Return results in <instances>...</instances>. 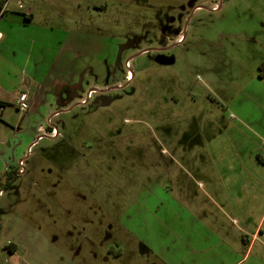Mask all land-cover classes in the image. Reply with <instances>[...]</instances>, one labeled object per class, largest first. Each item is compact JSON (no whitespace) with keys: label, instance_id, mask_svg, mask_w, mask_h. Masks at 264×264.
I'll return each mask as SVG.
<instances>
[{"label":"rangeland","instance_id":"obj_1","mask_svg":"<svg viewBox=\"0 0 264 264\" xmlns=\"http://www.w3.org/2000/svg\"><path fill=\"white\" fill-rule=\"evenodd\" d=\"M38 2L30 32L53 28L34 51L42 102L0 111V264H191L185 238L205 255L226 237L242 255L264 231L262 151L234 126L264 111L251 83L264 0ZM260 239L245 264L259 247L264 264Z\"/></svg>","mask_w":264,"mask_h":264},{"label":"crops","instance_id":"obj_2","mask_svg":"<svg viewBox=\"0 0 264 264\" xmlns=\"http://www.w3.org/2000/svg\"><path fill=\"white\" fill-rule=\"evenodd\" d=\"M16 1H20V0H16ZM35 4H37V6H35ZM37 7L38 8L40 7V2L35 3V0H29V4L26 5V10L19 11L16 9V5H15L13 9L10 8L9 10L12 13L7 14L8 12L7 11L0 17V104H2V106H0V111H2V114L6 111V108L8 107L5 105L13 104L14 107V103L16 99L22 93H26L28 95L29 107L34 103L39 104L42 102L41 96L43 93L40 92L39 89H37L35 90L37 93L36 96H32L31 88L35 87L34 89H36V87H40V86L42 87L46 79V73H43L41 69L46 68V66L45 64L38 62L37 60H34V51L37 50V53H40L39 49H41L43 45L49 47V42L47 43L46 41H48L47 38L49 36V32L53 31V28L51 27L52 26L51 19L49 17H47L46 19L45 17L41 23L38 22L39 24L36 27H34V29L37 30V34L34 35L32 32H30V28H33L32 26L33 24H35L34 22L37 20V17L35 16V11ZM61 33L64 32L62 31ZM39 42L41 43V47L36 49V45L40 44ZM260 46L264 49V37L262 39V42H260ZM7 47L11 49V52L6 51ZM64 51L66 50L64 49ZM258 63H260V65L264 63V54L259 55ZM251 83L255 85V88L257 87L256 97L259 103L263 105L264 77L260 78L258 75L257 76L253 75ZM43 88L45 89L46 87ZM47 113L49 115L54 116V113H50V111H48ZM252 118L253 119L255 118L254 121H256L255 123L256 129L253 128L254 130L251 129L252 126H250L249 122H247L248 117L237 118L235 121L236 124H234V126L236 127L235 130L244 132V133L241 132V134H245V131L247 133L253 132V135L255 137L254 142L258 144L259 149L262 151V156H259L258 161L261 164V166L264 168V111L262 113H257V117H252ZM10 125L11 124H9V122L7 121L0 122V139H4L3 135H5V132H7L8 128H12L10 127ZM40 126L43 127L42 124L38 125V127ZM0 145H2L1 141H0ZM6 167H8V164H6L5 162L3 168L6 169ZM4 169L2 170L3 171L2 173L6 174ZM10 173L11 171L9 172V174L8 173L7 174L10 176L11 175ZM7 179L9 180V177ZM6 183L7 182H4L2 186L4 187ZM3 195L0 196V199L3 197ZM262 236H264V231H260L256 229L251 234L250 240L242 241L243 244H241L240 248H243V253L242 255H238V256H237L238 250H235L234 245L231 246V242L226 241L227 240L226 237L216 238L215 239L216 241L213 240L215 241L216 244L215 247L218 248L219 251L216 252L212 251V248L210 247V253L208 254L205 253V255H201L200 253L203 252L197 250L196 242L193 241L191 243L190 239L188 238H185V240L182 242L181 245L185 247V243H186L188 246L187 249L189 250L190 254H199L196 256L192 255L191 264H206L205 260L207 258H210V264L212 263L213 264H245L248 261L250 253L252 252V248L258 241H261L260 237ZM131 237L134 241H137L140 245H142V247L144 246L148 251L151 252L148 246L144 244V241L141 239V237H138L137 239V237L134 236V233L131 234ZM13 249L15 253L17 251V246H15V248ZM163 249L166 248L162 247L157 251L162 252ZM239 250L242 251V249ZM206 251L207 250L204 249V252ZM213 252L215 254L211 255L212 256L211 257L210 254ZM261 253H263V251L261 247H259L257 249L256 255L253 256L254 258L253 261H251V264L259 263V260L262 259ZM157 254H158L157 256H159L162 259V260L159 259L160 260L158 261L159 264H168L165 258L163 257V255L159 253ZM176 263L178 264L185 263L184 257L183 258L181 257V259L177 260ZM248 264L250 263L248 262Z\"/></svg>","mask_w":264,"mask_h":264},{"label":"built area","instance_id":"obj_3","mask_svg":"<svg viewBox=\"0 0 264 264\" xmlns=\"http://www.w3.org/2000/svg\"><path fill=\"white\" fill-rule=\"evenodd\" d=\"M11 0H4L1 4H0V17L6 12L8 11V6L10 4ZM17 10H22V4L20 1H17L15 3ZM128 64V61L125 63V65ZM127 77H129V72H127ZM14 107L20 111V112H25L28 109V95L26 93H22L15 101L14 103ZM48 125L51 126V121L48 120ZM37 133L40 134V137H42L43 135L53 139L57 136H61L60 133L58 132V130L55 127H51L49 132H46L44 127L40 126L37 129ZM39 138V137H38ZM20 170L18 171L19 174L23 173V164L20 161L18 163ZM0 196H2V191L0 190Z\"/></svg>","mask_w":264,"mask_h":264},{"label":"trees","instance_id":"obj_4","mask_svg":"<svg viewBox=\"0 0 264 264\" xmlns=\"http://www.w3.org/2000/svg\"><path fill=\"white\" fill-rule=\"evenodd\" d=\"M4 0H1V3L3 2ZM0 3V4H1ZM259 73H258V76L260 77V78H263L264 77V63H262L261 65H259ZM0 106H2V104H0ZM9 185V183L7 182V185H6V187ZM9 250H14L13 248H15V246L14 245H12V244H10L9 245Z\"/></svg>","mask_w":264,"mask_h":264},{"label":"flooded vegetation","instance_id":"obj_5","mask_svg":"<svg viewBox=\"0 0 264 264\" xmlns=\"http://www.w3.org/2000/svg\"><path fill=\"white\" fill-rule=\"evenodd\" d=\"M211 9H213V10H216L217 9V5H215L214 7H212ZM127 62V61H126ZM125 62V63H126ZM82 102H84V101H81V103ZM59 132V131H58ZM58 137H61V136H57V137H55V138H58ZM55 138H53V139H55ZM6 185H7V183L4 185V187H6Z\"/></svg>","mask_w":264,"mask_h":264}]
</instances>
